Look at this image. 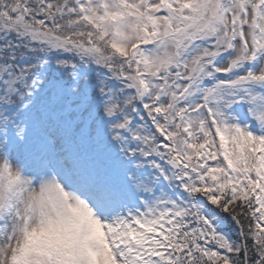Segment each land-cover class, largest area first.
I'll list each match as a JSON object with an SVG mask.
<instances>
[{
    "label": "snow or ice",
    "instance_id": "obj_1",
    "mask_svg": "<svg viewBox=\"0 0 264 264\" xmlns=\"http://www.w3.org/2000/svg\"><path fill=\"white\" fill-rule=\"evenodd\" d=\"M0 264H264V0H0Z\"/></svg>",
    "mask_w": 264,
    "mask_h": 264
},
{
    "label": "rangeland",
    "instance_id": "obj_2",
    "mask_svg": "<svg viewBox=\"0 0 264 264\" xmlns=\"http://www.w3.org/2000/svg\"><path fill=\"white\" fill-rule=\"evenodd\" d=\"M50 89H51V86H50ZM47 98L48 99H51L52 98V91L51 90L48 91Z\"/></svg>",
    "mask_w": 264,
    "mask_h": 264
},
{
    "label": "trees",
    "instance_id": "obj_3",
    "mask_svg": "<svg viewBox=\"0 0 264 264\" xmlns=\"http://www.w3.org/2000/svg\"><path fill=\"white\" fill-rule=\"evenodd\" d=\"M226 231H227V229H226Z\"/></svg>",
    "mask_w": 264,
    "mask_h": 264
}]
</instances>
